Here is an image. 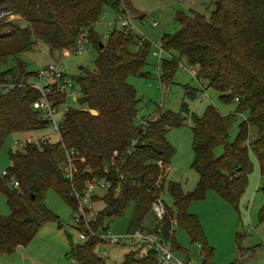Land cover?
<instances>
[{
  "label": "trees",
  "instance_id": "16d2710c",
  "mask_svg": "<svg viewBox=\"0 0 264 264\" xmlns=\"http://www.w3.org/2000/svg\"><path fill=\"white\" fill-rule=\"evenodd\" d=\"M104 7L116 14L124 7L143 19L129 0H0V10H10L24 23L7 26L8 30L0 34V84L7 80L25 84L36 74L27 72L19 57L32 52L37 43L49 54L62 55L86 32L88 44L97 54L94 71H82L75 78L79 109H69L65 115L60 140L24 143L21 150L8 153L10 165L0 178V192L10 211L7 218L0 217L2 255L28 244L43 225L56 223L61 228L58 217L43 204L48 190L76 212L75 194L81 195L89 181L107 180L111 188L101 197L94 195L90 199L101 201L103 209L90 218L89 228L93 232L105 231V220L119 217L131 207L127 233L148 229L142 222L151 203L163 193L173 154L165 135L182 125L189 115L188 104L183 102L178 113H158L147 120L142 118L140 126L135 124L138 100L126 80L128 76L145 77L142 68L150 44L121 28L111 32L100 50L92 27ZM175 20L179 29L161 37V51L176 52L179 59L196 69L199 83L216 91L222 102H237V112L248 115L239 124L233 143L227 141L232 115L222 117L207 106L201 116L191 117L190 168L198 176L197 186L193 192L184 193L180 185L169 183L167 192L174 211L163 204L164 217L154 225L165 234L174 220L190 242L199 246L202 263L207 264L213 250L197 217L188 213L189 204L213 192L239 213V200L252 170L248 150L254 155L259 177L264 178V0H215L208 19L197 13H177ZM159 67L160 83L169 84L177 62L160 61ZM185 97L193 101L196 94L186 88ZM36 99L37 94L26 87L0 93V148L11 133L48 128V123L31 108ZM250 128L257 137L247 146ZM217 146H222L223 152L215 158L213 150ZM64 150L76 153L71 179L64 172ZM12 181L18 186L13 187ZM260 192L264 197V185ZM261 212L264 213V203ZM77 226L80 231L82 224ZM171 242L173 246V236ZM99 243L97 238H88L79 245L70 244L69 257L75 264H106L95 252ZM238 253L242 256L243 250L238 249ZM123 264L157 262L153 253H142L137 259L130 253L124 256Z\"/></svg>",
  "mask_w": 264,
  "mask_h": 264
},
{
  "label": "rangeland",
  "instance_id": "374dc122",
  "mask_svg": "<svg viewBox=\"0 0 264 264\" xmlns=\"http://www.w3.org/2000/svg\"><path fill=\"white\" fill-rule=\"evenodd\" d=\"M135 11L143 16H137L128 10L131 19L129 32L139 38L145 39L150 44L142 72L145 77L128 76L126 82L135 91L137 116L135 124L141 125L144 120L166 111L178 113L183 102L188 104L189 115L182 125L167 131L165 139L173 150L169 159L168 170L164 177V190L160 195L163 204L174 211L171 197L167 192V185L175 183L180 185L184 193L195 190L198 182L196 172L190 168L193 154L191 150V117L201 116L207 106H212L222 117L232 115L233 119L227 126V141L233 143L238 133V126L248 117L246 112L238 113L237 102L225 103L219 99L216 91L206 88L204 82L196 79V69L189 66L184 59H179L174 51L162 52L160 61L177 62L172 80L169 84L159 81V60L153 56L158 52L160 39L164 34H174L179 29L175 17L177 13L190 15L197 13L209 18L215 0H129ZM116 13L104 7L93 25L92 31L99 38L100 43H105L113 30H121L117 22ZM23 26L21 18L13 16L0 25V34L7 31V26ZM96 51L88 44L79 55L72 53L49 54L46 47L37 43L32 52L24 53L19 58L25 64L29 73H36L46 66L60 63L64 75L71 80L72 88H67L65 106L69 109H79V87L75 78L82 72H93ZM9 66L12 63L9 62ZM193 73V74H192ZM31 81V79H29ZM194 91L196 98L189 101L185 97V90ZM206 88V89H205ZM73 95L74 98L70 96ZM257 137L253 128L248 131L247 146ZM40 143L45 139L55 142L56 137L49 128L40 132L11 133L0 148V178L7 172L10 165L9 151L21 150L23 142L28 139ZM222 146L213 150V155L218 158L222 155ZM249 161L252 166L247 176V186L239 200L236 213L226 205L215 193H206L204 199L193 201L188 206V213L195 215L199 221L208 246L213 250L207 264H231L242 261V264H264V213L261 212L264 197L260 188L264 185V178L259 177L258 167L254 155L248 150ZM94 195L101 197L103 192L95 190ZM47 210L57 216L61 225L56 223L43 225L35 237L25 246L15 249L12 254L0 253V264H75L69 257L70 244L79 245L84 241L79 239L80 231L75 221L76 212H73L53 191L48 190L43 199ZM84 207L90 208L87 218L103 209L101 201L90 202L87 200ZM10 211L4 195L0 192V217L7 218ZM132 216L130 207L123 215L103 222L106 233L114 237H123L127 231ZM155 225L153 214L149 212L142 222L145 228ZM173 253L174 256L189 264H203V257L198 245L192 244L187 234L178 226L173 227ZM123 245L101 242L96 247V254L102 257L106 264H123L124 256L130 253L135 258H140L142 252L132 248L127 240H120ZM238 249L243 250L242 256Z\"/></svg>",
  "mask_w": 264,
  "mask_h": 264
},
{
  "label": "built area",
  "instance_id": "2783aa9c",
  "mask_svg": "<svg viewBox=\"0 0 264 264\" xmlns=\"http://www.w3.org/2000/svg\"><path fill=\"white\" fill-rule=\"evenodd\" d=\"M117 15V22L122 29L127 30L131 25L129 12L126 8L121 7ZM13 16L10 10H0V25ZM88 45L86 32L79 35L76 44L68 50L69 53L79 55ZM162 51L158 47V52L153 53V56L160 60ZM193 74V73H192ZM19 87H26L33 90L37 94V99L32 102V110L38 112L40 117L48 123V128L55 135L56 141L60 140V127L64 122L65 115L69 108L65 106L67 99V88H72V82L63 73L60 63L49 65L36 72V74L25 84L16 83L11 80L0 84V93L7 94L11 90ZM72 98L73 95L70 94ZM62 98L58 102V98ZM31 138L24 143H31ZM22 144V146H23ZM65 163L64 172L65 176L69 179L72 178V161L75 159L76 153L73 150H64ZM160 166V162H158ZM13 187L18 184L14 181L11 182ZM111 188V184L105 180H93L85 184L81 195L75 194L77 200V211L75 216L76 223L82 224V229L79 234V239L85 241L88 238H97L101 242H109L111 244L123 245L120 240H127L129 245L142 253H153L157 264H189L178 260L173 253V246L171 237L173 236V227L176 222H171L170 228L167 233L160 228L137 229L131 233L125 234L123 237H114L105 231L93 232L89 228V220L87 218L90 208H85L87 200L90 201L94 196V191L98 190L105 193ZM91 202V201H90ZM150 212L153 214L155 223H160L164 217L165 209L162 201L156 198L150 205Z\"/></svg>",
  "mask_w": 264,
  "mask_h": 264
},
{
  "label": "water",
  "instance_id": "95a60500",
  "mask_svg": "<svg viewBox=\"0 0 264 264\" xmlns=\"http://www.w3.org/2000/svg\"><path fill=\"white\" fill-rule=\"evenodd\" d=\"M98 48L101 50L102 49V44L99 42Z\"/></svg>",
  "mask_w": 264,
  "mask_h": 264
},
{
  "label": "crops",
  "instance_id": "0c3cea01",
  "mask_svg": "<svg viewBox=\"0 0 264 264\" xmlns=\"http://www.w3.org/2000/svg\"><path fill=\"white\" fill-rule=\"evenodd\" d=\"M132 9L135 11V9L132 7Z\"/></svg>",
  "mask_w": 264,
  "mask_h": 264
}]
</instances>
